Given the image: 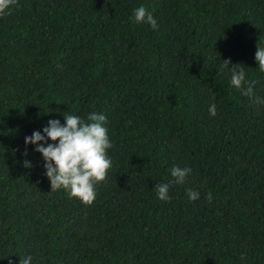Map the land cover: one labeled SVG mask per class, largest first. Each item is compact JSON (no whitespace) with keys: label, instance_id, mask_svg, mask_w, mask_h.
Segmentation results:
<instances>
[{"label":"trees","instance_id":"obj_1","mask_svg":"<svg viewBox=\"0 0 264 264\" xmlns=\"http://www.w3.org/2000/svg\"><path fill=\"white\" fill-rule=\"evenodd\" d=\"M141 5L156 29L134 21ZM257 47L264 0H18L0 15V264H264ZM236 66L253 98L231 86ZM92 112L113 147L88 206L50 191L25 137ZM173 166L192 172L162 201Z\"/></svg>","mask_w":264,"mask_h":264},{"label":"clouds","instance_id":"obj_2","mask_svg":"<svg viewBox=\"0 0 264 264\" xmlns=\"http://www.w3.org/2000/svg\"><path fill=\"white\" fill-rule=\"evenodd\" d=\"M18 0H0V15H4ZM136 23L146 22L151 28L158 27L157 20L151 12L141 5L133 12ZM255 60L261 72H264V48L257 47ZM230 61L224 60L223 67H228ZM238 65V64H236ZM231 86L241 90L242 94L253 98L255 80H247L243 67H231ZM253 102L257 105L264 104V98L254 97ZM209 114L216 115V106H209ZM64 115V124L57 119H50L46 127L41 131H33L31 136L25 137V144L35 145V151L42 154L45 161V175L50 180V191L64 189L69 198H78L83 204L90 206L96 198V185L107 178L108 170L112 167L111 157L108 150L113 143L105 126L107 118L104 114L89 113L86 119L73 114ZM51 140L55 143H47ZM44 141V143H38ZM26 154V153H25ZM25 166H30L25 161ZM192 172L190 167L180 168L173 166L168 183L155 185L158 199L170 200L169 187L172 184H182L188 174ZM189 201L199 199V192L189 189L187 191ZM206 199L212 202L213 196L208 192ZM19 264H31L32 257L20 256ZM245 254H241L244 259ZM9 264L12 261L9 260Z\"/></svg>","mask_w":264,"mask_h":264}]
</instances>
